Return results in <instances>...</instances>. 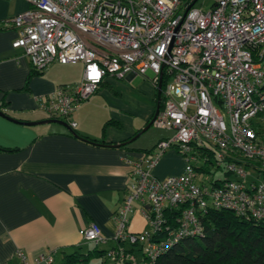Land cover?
I'll return each mask as SVG.
<instances>
[{
	"label": "built area",
	"instance_id": "obj_1",
	"mask_svg": "<svg viewBox=\"0 0 264 264\" xmlns=\"http://www.w3.org/2000/svg\"><path fill=\"white\" fill-rule=\"evenodd\" d=\"M23 1L29 8L8 20L17 32L12 47L37 72L53 63L83 67L78 84L40 99L51 119L75 127L68 119L106 77L138 75L155 89L161 82L162 108L152 126L173 137L127 161L105 264H155L179 240L202 235L200 219L209 210L264 221V184L252 179L264 176V0H214L208 11L195 8L196 0ZM172 148L184 160L182 172L156 178L152 170ZM208 163L225 179L210 180ZM133 203L146 222L138 233L130 230ZM79 234L106 243L95 223ZM54 254L35 264H51ZM15 257L28 264L22 251Z\"/></svg>",
	"mask_w": 264,
	"mask_h": 264
},
{
	"label": "crops",
	"instance_id": "obj_2",
	"mask_svg": "<svg viewBox=\"0 0 264 264\" xmlns=\"http://www.w3.org/2000/svg\"><path fill=\"white\" fill-rule=\"evenodd\" d=\"M28 8L23 0H0V109L21 122H41L48 116L40 99L59 87L78 84L83 67L53 63L29 79L31 63L21 49L12 47L17 32L8 22ZM156 100L157 89L147 78H104L95 94L68 119L75 123L71 130L76 135L98 145L76 138L59 124L26 126L0 117V263L20 264L15 257L20 250L28 264L49 252H55L51 264L56 258L64 264L65 255L84 254L81 250L89 242L79 231L91 223L99 226L106 239L100 244L107 246L103 251L115 246L112 217L125 196L131 171L127 161L137 160L166 138L153 133L147 141L124 147L99 144L119 145L136 136L152 120ZM183 167V158L169 150L152 174L163 179L179 175ZM137 216L143 221L139 228L132 224ZM145 228L140 213H133L130 230L138 233Z\"/></svg>",
	"mask_w": 264,
	"mask_h": 264
},
{
	"label": "trees",
	"instance_id": "obj_3",
	"mask_svg": "<svg viewBox=\"0 0 264 264\" xmlns=\"http://www.w3.org/2000/svg\"><path fill=\"white\" fill-rule=\"evenodd\" d=\"M41 73L32 69L29 79ZM47 119L51 120V117ZM109 124L103 127V134ZM78 139L97 144L94 140L82 136ZM127 144L124 142L119 145L124 147ZM99 145L114 147L104 141ZM200 220L203 226L202 235L179 240L161 254L155 264H264V221L238 217L226 210L206 211ZM105 253L106 251L97 250V247L86 255L75 252L64 256V264H87L94 257L105 259ZM100 264H105V260Z\"/></svg>",
	"mask_w": 264,
	"mask_h": 264
},
{
	"label": "rangeland",
	"instance_id": "obj_4",
	"mask_svg": "<svg viewBox=\"0 0 264 264\" xmlns=\"http://www.w3.org/2000/svg\"><path fill=\"white\" fill-rule=\"evenodd\" d=\"M213 3H214V0H197L196 3L194 4V7L202 9L203 11H208L211 8V6L213 5ZM153 133L154 134L161 133L162 136L164 138H166V139H170V138L173 137V132L168 131V130H159V129L151 126L147 131H145L143 134H141V137L139 136L137 139H135L131 143L138 144L140 141H142V139H145V141H147L148 137H150ZM170 150H175V149L172 148ZM206 166H207L206 167L207 172L209 173L208 177H209L210 180H224L225 179L224 171L222 169H216L215 166L211 165L210 163L206 164ZM252 179L257 181V182H261V183L264 184V176L256 177V174H254V175H252ZM132 206H133V211H134L133 213H136L137 209H138V205L133 203ZM132 224L134 226H137L136 228H139L143 224V221H142L141 217L137 216V217H135L133 219ZM113 243H115V242H113ZM127 247L128 246L125 245V248H127ZM93 248H95V244L89 242V243H86L83 246L81 251H82V253L85 254L87 252V250H90V249H93ZM97 248L102 250V249H106L107 246L100 245V246H97ZM134 250H135V255H136L137 259L141 260L142 253H141L139 247H134ZM102 260H105V259H103V258H95L94 257L90 261H88L87 264H98V263L102 262ZM54 264H61V259L60 258H56Z\"/></svg>",
	"mask_w": 264,
	"mask_h": 264
},
{
	"label": "water",
	"instance_id": "obj_5",
	"mask_svg": "<svg viewBox=\"0 0 264 264\" xmlns=\"http://www.w3.org/2000/svg\"><path fill=\"white\" fill-rule=\"evenodd\" d=\"M197 1V0H196ZM195 1V2H196ZM194 2V3H195ZM193 3V4H194ZM157 106H156V110L154 112V116L155 117L157 115V113L159 112V109H160V103H161V82L159 83L158 85V88H157ZM0 117L4 118L5 120L9 121V122H12V123H15V124H19V125H26V126H35V125H39V124H47V123H55V124H59L61 126H64L66 127L74 136H76L77 138H79L78 135H76L70 128L69 126L61 121V120H58V119H51V120H45V121H41V122H21V121H18V120H15L9 116H7L5 113H3L2 111H0ZM153 119V118H152ZM152 126V120L139 132L137 133L136 136H134L132 139H130L129 141H127V143H131L132 141H134L140 134L144 133L145 131H147L150 127ZM114 147H117L119 148L120 145H114Z\"/></svg>",
	"mask_w": 264,
	"mask_h": 264
}]
</instances>
